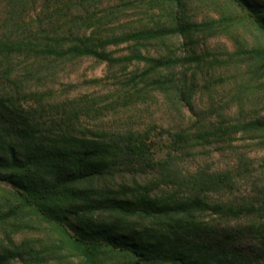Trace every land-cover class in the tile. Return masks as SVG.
I'll return each mask as SVG.
<instances>
[{"label":"trees","instance_id":"16d2710c","mask_svg":"<svg viewBox=\"0 0 264 264\" xmlns=\"http://www.w3.org/2000/svg\"><path fill=\"white\" fill-rule=\"evenodd\" d=\"M152 1L166 12L160 24L116 31L101 25L119 11L98 16L92 12L110 0H0L3 14L16 28L0 34V60L22 58L19 77L49 58L93 56L138 64L142 68L130 77L134 86L151 85L171 103L193 108L196 75L186 70L178 76L174 70L201 62L202 54L177 53L172 44L190 41L203 26L222 22L215 16L192 18L188 0ZM225 1L243 11L264 36V0ZM119 44H126L127 52L113 56L107 47ZM153 47H158L155 55L149 52ZM250 53L256 62L264 61V46ZM13 70L6 68L4 76ZM68 118L44 127L0 96V183L9 194L0 199V223L26 214L40 218L81 264H104L105 251L129 257L125 264H264V220L254 219L255 206L211 202L204 196L232 185L228 169L172 172L171 150L163 158L152 157L145 139L134 132L79 135L72 132ZM236 133H252L264 145V117L180 129L172 133L171 147L184 151L194 143ZM120 162L148 165L159 178L108 184ZM238 219L246 222L232 223ZM20 232L7 233L0 241V264L25 261L39 252L33 236H14Z\"/></svg>","mask_w":264,"mask_h":264},{"label":"rangeland","instance_id":"374dc122","mask_svg":"<svg viewBox=\"0 0 264 264\" xmlns=\"http://www.w3.org/2000/svg\"><path fill=\"white\" fill-rule=\"evenodd\" d=\"M188 2L187 11L192 18L204 20L205 16H215L222 22L213 28L203 26L204 30L193 35L190 41L174 40L172 44V50L177 53L194 50L202 54L201 62L174 70L178 76L186 70L189 74L195 73L197 92L193 108L171 103L151 85L134 86L130 77L142 65L109 63L93 56L40 60L41 63L33 65L32 73L21 77L17 70L24 66L22 58L14 57L10 63L0 60V96L11 99L16 111L30 114L44 127L63 124L70 116V128L79 135L94 136L97 132L118 137L134 132L145 139L152 157L163 158L171 150L172 172L228 169L233 176L232 185L209 191L204 194L205 198L211 202L253 204L254 219L264 220L261 138L252 133H236L232 137L224 136L223 140L212 138L202 145L194 143L184 151L177 152L171 147L172 133L180 129L194 130L211 122L223 125L264 117V70H258L264 61L256 62L250 53L251 49L264 46V36L243 16V11L225 0ZM162 8L152 0H110L108 4L95 5L92 12L98 16L106 10L119 11L108 17L111 22L101 25L103 30L111 26L119 31L160 24L166 13ZM8 18L0 8L2 35L16 30ZM126 48V44H119L110 45L107 50L119 56L127 52ZM156 48L149 51L151 55L157 54ZM6 68L14 69L9 77L4 76ZM127 165L122 162L116 165L112 179L107 178L108 184L145 183L159 178V173L150 171L148 165ZM4 188H7L5 183H0L2 201L9 196ZM245 222L246 219L232 221L233 224ZM14 232H20L14 234L18 238L33 236L39 252L35 257L27 255L25 261L13 264H81L74 250L58 243L51 227L36 216L26 214L11 223H0V241L7 233ZM102 258L104 264L129 261V257L109 251L103 252Z\"/></svg>","mask_w":264,"mask_h":264}]
</instances>
